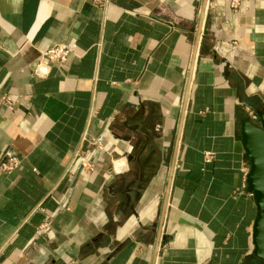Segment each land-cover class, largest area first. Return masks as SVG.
Returning a JSON list of instances; mask_svg holds the SVG:
<instances>
[{"label":"crops","instance_id":"0c3cea01","mask_svg":"<svg viewBox=\"0 0 264 264\" xmlns=\"http://www.w3.org/2000/svg\"><path fill=\"white\" fill-rule=\"evenodd\" d=\"M105 1L0 0V163L20 161L0 172V264H264L241 137L264 113V0ZM85 137L104 150L69 177ZM147 140L160 167L131 210Z\"/></svg>","mask_w":264,"mask_h":264},{"label":"water","instance_id":"95a60500","mask_svg":"<svg viewBox=\"0 0 264 264\" xmlns=\"http://www.w3.org/2000/svg\"><path fill=\"white\" fill-rule=\"evenodd\" d=\"M207 26L208 21L205 25V33ZM258 117L259 123L253 122L250 118L241 123V137L243 149L250 163L246 178L247 191L253 197L257 209L252 234L254 255L264 261V113H259ZM136 184L139 185V189L129 202L131 210L145 192V183L136 182Z\"/></svg>","mask_w":264,"mask_h":264},{"label":"built area","instance_id":"2783aa9c","mask_svg":"<svg viewBox=\"0 0 264 264\" xmlns=\"http://www.w3.org/2000/svg\"><path fill=\"white\" fill-rule=\"evenodd\" d=\"M96 3L99 5H105L107 2L105 0H96ZM242 0H232L231 9L234 12H237L241 6ZM75 45H59L52 49L42 51L40 53V61L37 67L35 68L34 74L37 77L43 78L49 74V69L55 65H64L67 62L68 57L75 51ZM250 119L253 122H257V117L252 112H248ZM88 148H85V147ZM102 152L103 146L96 139L88 140L86 137L83 139L82 146H80L73 157L71 166L67 171V176L74 177L75 172L72 170L73 167L78 165L82 171L86 173H93L96 170V166L91 162L92 151ZM211 157V155H207ZM20 166V161L17 157L13 155H7L3 161L0 163V172L11 173L17 170ZM249 166L244 167V174L247 178L249 173Z\"/></svg>","mask_w":264,"mask_h":264},{"label":"flooded vegetation","instance_id":"af4514ba","mask_svg":"<svg viewBox=\"0 0 264 264\" xmlns=\"http://www.w3.org/2000/svg\"><path fill=\"white\" fill-rule=\"evenodd\" d=\"M142 133L143 137H146L148 134L147 131ZM151 147L152 145L148 140L145 145L140 143L134 144L131 154L127 156V164L130 165L127 172L134 176L132 179L134 181L131 184V188H127L125 191L122 190V192H126L125 205H129L131 198L135 197L134 194H136V191L139 189V185L136 184V182L145 183L146 190L148 185L158 174L160 160L157 153L153 151ZM142 151H144L143 154Z\"/></svg>","mask_w":264,"mask_h":264}]
</instances>
